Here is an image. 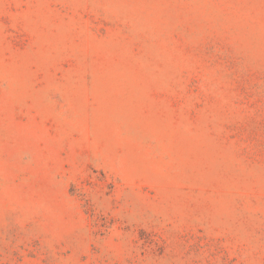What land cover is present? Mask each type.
Masks as SVG:
<instances>
[{"label":"rangeland","instance_id":"obj_1","mask_svg":"<svg viewBox=\"0 0 264 264\" xmlns=\"http://www.w3.org/2000/svg\"><path fill=\"white\" fill-rule=\"evenodd\" d=\"M0 264H264V0H0Z\"/></svg>","mask_w":264,"mask_h":264}]
</instances>
